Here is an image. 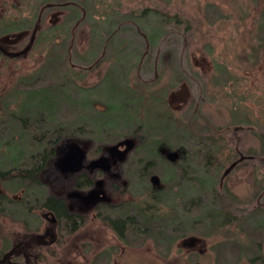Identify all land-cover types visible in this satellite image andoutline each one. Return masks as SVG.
<instances>
[{"label": "rangeland", "instance_id": "rangeland-1", "mask_svg": "<svg viewBox=\"0 0 264 264\" xmlns=\"http://www.w3.org/2000/svg\"><path fill=\"white\" fill-rule=\"evenodd\" d=\"M173 15L187 24L185 38L176 46L169 34L164 50L176 52L159 59L153 50L157 42L148 38L157 36L161 17ZM128 16L142 17L138 33L122 25ZM72 23L77 24L68 41L71 82L28 94L30 85L40 88L35 81L56 60ZM3 31L13 37L26 34L6 52L22 50L31 38L34 45L25 56L0 53V171L40 160L32 156L43 147L23 132L21 118L31 107L57 105L53 118L74 127L81 124L79 111L94 124L98 115H112L118 140L136 138L130 163L122 166L129 183L123 188L119 182L121 193L112 194L123 209L105 211L100 219L89 214L74 233L59 228L44 264H264V0H0ZM65 92H70V105ZM102 103L113 105L110 114L97 113L104 112ZM130 130L143 137L125 134ZM163 136L184 147L188 158L180 176L164 157H152L160 186L170 184L156 203L147 195L150 178L140 176L136 159L148 156L151 138ZM93 137H100L97 129ZM96 144L87 146L89 157H108L106 145ZM207 146L217 153L218 169L206 163ZM56 156L37 183H30L33 171L19 180H0V250L5 238L12 243L25 239L27 231H41V208L49 196L68 202V173L57 168ZM217 192L228 195L226 212L235 220L222 227L213 216L202 218L205 209L190 211L192 202L209 204ZM16 205L30 212L17 211L23 216L18 218L10 213ZM127 214L153 218L141 237H121L113 226L111 218Z\"/></svg>", "mask_w": 264, "mask_h": 264}, {"label": "trees", "instance_id": "trees-1", "mask_svg": "<svg viewBox=\"0 0 264 264\" xmlns=\"http://www.w3.org/2000/svg\"><path fill=\"white\" fill-rule=\"evenodd\" d=\"M47 7V6H45ZM210 10H215V8L210 7ZM159 15V13L157 14V16ZM79 14L76 15V18H78ZM130 19H123L122 25H124L125 23H127L130 27H132L137 33L140 30V22L139 20L142 18L140 16H128ZM161 17V16H160ZM75 18V20H76ZM40 20V17L38 18ZM78 21V20H77ZM117 22V21H116ZM115 23V22H114ZM159 23V28L160 30L157 31V36L153 35L152 33L150 34V38H148V40L150 42H157L154 46L155 48L153 49L155 51L154 57H157L160 59L162 57H167L170 58V56H172L173 50H164L166 48V45L168 44V36L169 34L173 35V39L176 42V46H178L177 44L182 43L183 35H184V30L187 28V24L185 22H183V20L181 18H179V16L173 15V16H169V17H161L160 20H158ZM77 23H72V25H70V27H68L67 29V36L65 39V42H63L60 45V52H58L56 60L52 61L48 64L47 69L37 78V80L35 81L36 84L40 85V88H36L34 85H30V89L27 91L28 94L34 95L40 92V90L43 89H49V88H56L57 86H62L65 83H68L67 81L69 80V83L71 82V78L70 75H68L69 71H68V67L71 63V54L68 48V41L70 40L71 36H72V31L74 30V28L76 27ZM117 24V23H116ZM37 25V24H36ZM121 24L118 26L120 28ZM11 31V30H9ZM7 32V31H6ZM5 31L0 33V42L5 44L7 48L12 47L15 48V46H17L20 42V38L25 37V32H19V34L17 35V37H13L11 34H7ZM121 30H118V36L120 35ZM122 36V35H121ZM158 38V39H156ZM32 39V38H31ZM31 39L29 41V43L26 45H30V49L33 48L34 42L31 43ZM103 39V37H102ZM112 39V38H111ZM109 39V41L111 43L112 40ZM143 39H145L143 37ZM152 40V41H151ZM144 40H142L143 42ZM145 41L147 42V40L145 39ZM144 41V42H145ZM103 43V42H102ZM25 46V47H26ZM175 46V45H174ZM5 47V48H6ZM24 47V48H25ZM163 47V49L161 50V48ZM23 48V49H24ZM114 50L116 49L115 47H113ZM22 49V50H23ZM20 51V50H18ZM167 51V52H166ZM10 53L12 52H16V51H8ZM8 52L2 50L0 48V53L4 54L8 57H12V58H16L19 56H25L28 52H26L25 54H20V55H12L9 54ZM166 53V55H165ZM177 53L179 54V58L182 57V54L180 52V49L177 48ZM181 55V57H180ZM156 58V59H158ZM155 64H156V60H155ZM181 67V65H180ZM181 70L183 71V68H181ZM185 72V70H184ZM183 74V73H182ZM188 75V74H186ZM65 78H64V77ZM67 77V78H66ZM187 77V76H186ZM65 79L64 82H62ZM75 86V85H74ZM59 89H61V87H59ZM75 90L76 93H79L80 89H78L77 86H75ZM47 91V90H46ZM65 91V90H64ZM63 91V92H64ZM66 93V92H65ZM66 95H64L63 98H65V101L68 105H70V92L66 93ZM85 102L84 104L87 105L88 101H86L85 99H83ZM58 104V101H57ZM72 104V103H71ZM92 105L94 104H100V102H96L93 101L91 102ZM105 110L104 112H97L98 114H110L113 110V105L108 104V103H102ZM76 105V104H75ZM91 105V106H92ZM31 107V106H30ZM49 107L47 108H43V109H33L31 107L30 113L26 118H21L22 119V125H23V132H28L29 134L33 135V138L35 141H37L38 144H35V146L37 145H41L43 148L42 150H40L39 152L36 153V155L32 156L33 158L36 157V159H40L39 162H35V163H31V161L29 162V160H27L25 163L26 164H20L19 166H14L11 167V169L7 170V171H0V180L3 181H12V180H19L22 179L21 177H26V175L24 174V172L26 171H33L35 172V177L31 178L30 183H37L39 181V175L41 173H44L46 170H48L50 167L53 168V164L51 162L52 158L56 156L57 154V148L58 146H60L61 144H64L65 142H67L68 140H76V141H81V142H86L87 146L90 147L91 143H97V147H102L104 145H111L113 144L112 142L118 141V139L121 137L117 134H113L114 130L117 128L113 123V119H112V115H98L97 118L95 119V124H94V120L92 119H87L84 118L85 115H83V112L79 111V115L78 118H76L77 122H80L81 124L79 126H72L70 125V121L68 122H64V121H56L53 116L56 113V109H57V105L56 107ZM110 111V112H107ZM47 111V113H46ZM99 119V120H98ZM98 131L100 137L94 138L93 137V131L96 130ZM125 134H129V136H140L141 138L143 137L142 135H140L138 133V130H130L125 132ZM21 135V134H20ZM148 135H151L148 132ZM112 136V137H111ZM152 136V135H151ZM195 139L199 142L202 143L203 142V137H195ZM152 144L151 146V151L148 153V156L145 157H138L136 159V162H138V167L137 168H141L140 169V176L141 177H145L148 179V177L150 178V176H152V174H155V171H153L152 165L154 164L155 160L152 157H164V159H166L167 161H169L170 163H172L173 165L176 166L177 168V172L180 176H184V172L182 171V167H183V162L184 160H186L188 158L187 153H185L183 155V157L181 159H178L177 161H171L169 160L165 154L161 151L162 147H166L168 148V150H180V149H185L184 147H177L174 143H172V141L170 139L167 138V136H163L157 139H152L150 141ZM111 143V144H108ZM105 146V147H106ZM88 147V148H89ZM90 149V148H89ZM198 151V150H197ZM186 152V150H185ZM204 153V158L206 160L207 165H211V166H215V169L217 167V169L219 168V165L217 164V153L215 151V149L211 146H207V148L203 151ZM256 158V157H255ZM254 158V159H255ZM37 159V160H38ZM252 159V158H251ZM34 160V161H37ZM217 161V162H216ZM130 162V161H129ZM131 169L134 170L135 168H133L131 166ZM211 171V168L208 170V172ZM16 172V174H14ZM58 175V173H57ZM156 175V174H155ZM128 177V175H126ZM208 180V179H207ZM149 182L151 185H146V190H147V195L152 198L154 200V202L159 203L161 201L160 199V194L169 188L168 183H163V187L162 188H154V184L152 183L151 179H149ZM25 186V185H24ZM151 186V187H150ZM26 189L30 190V186H25ZM262 199L264 197V193L261 195ZM4 197V196H3ZM51 198V199H50ZM54 200V202H47V200ZM44 203H43V207L48 208L49 210H51L52 212H54L58 217H66L67 216V212L65 209V201L60 198V197H55V196H49ZM261 199V200H262ZM212 202L207 204L204 201L201 200H195L194 202L191 203V209L190 211H194V210H202L205 209V212L201 213L202 218L206 217V216H213V218H211V220L214 222V219L218 220L220 222V226H225L226 224H229L232 221H235L234 218L231 221V219L229 218V214L227 211V209L229 208L226 205V201H228V195L224 194V192H217L215 193L212 197H211ZM262 204V203H261ZM264 206V204H263ZM193 207V208H192ZM120 208H123V205H119L117 207L114 208L113 211L119 210ZM17 209V210H16ZM29 213L30 211L26 209V207H21L19 205H16V207H14V209H10V213H14L16 214L17 211L21 210L23 211L24 214V210ZM18 216V218H23L22 214H16ZM148 216V214H147ZM208 216V217H209ZM151 220H153V218L149 217ZM149 218H139L136 217L132 214H127V215H120L117 217H114L113 219L111 218L112 224L115 227L116 230L119 231L121 237L126 236V235H134L137 237H141V235H143V233H145L147 231V229H149L148 225L151 222V220ZM201 218V217H200ZM197 218V219H200ZM71 225H65L64 229L66 231H68L69 233H74L77 231V229L81 226L80 225H75L70 228ZM162 228H167L166 225H161ZM197 229L195 230L196 232H198V230L201 228L200 225L197 224ZM194 231V230H192ZM11 244L10 239L5 238L4 239V243H3V249H1L2 251L6 250L7 248H9ZM52 255H55L56 253H54L53 251H51Z\"/></svg>", "mask_w": 264, "mask_h": 264}, {"label": "flooded vegetation", "instance_id": "flooded-vegetation-1", "mask_svg": "<svg viewBox=\"0 0 264 264\" xmlns=\"http://www.w3.org/2000/svg\"><path fill=\"white\" fill-rule=\"evenodd\" d=\"M5 47L6 45L3 46L0 42V48L6 51ZM121 140L123 139L115 143ZM77 142L83 148L85 147L86 142ZM122 148H125V145L115 152H109L108 160L110 166L107 170L91 164V161L100 157L102 153L90 158L88 155L89 148H87L82 168L78 171L70 170L68 172L67 176L70 184V191L67 193L68 202L62 196L51 195L60 197L65 201L67 212V216L64 217L65 223L61 225L60 221L63 217H58L48 208L42 207L41 218L44 220V225L41 227V231H36L37 228L34 231H27L25 239H18L10 244V248L4 251L0 250V261H3L2 264H44L46 260L44 252H47L57 244L59 240V228L62 229L65 225H71L70 228H72L74 224H81L82 226L87 221L89 214L93 213V218L100 219L103 218V212L113 211L115 207L119 206L120 203L112 201V194L115 192L121 193L122 188L119 182L123 183V188L127 187L129 180L126 178L122 166L130 163L129 156L134 150L124 155V153H120ZM179 151H181L179 157L181 159L186 152L185 149H180ZM123 156L126 158L122 159ZM154 175L152 174L150 179ZM100 180L103 182L98 186ZM162 187V184L161 186L154 184V188L156 189ZM11 250H14L13 253L5 257Z\"/></svg>", "mask_w": 264, "mask_h": 264}, {"label": "water", "instance_id": "water-1", "mask_svg": "<svg viewBox=\"0 0 264 264\" xmlns=\"http://www.w3.org/2000/svg\"><path fill=\"white\" fill-rule=\"evenodd\" d=\"M32 42H33V38L31 39V43ZM30 45L26 46L23 50L12 52V53L8 52V53L12 55H16V56L20 54H24L30 49ZM135 140H136L135 137H130V138L127 137L115 144L107 145L105 149L112 153V152L117 151L118 149H120L121 147L125 145V148H122L120 153L122 154L124 153V155H126L127 153L132 151L134 147L136 146ZM65 145L67 146L69 145V149L67 151H63L64 148L62 145L58 146L56 160L54 161L55 165L61 172H64V173L65 172L68 173L70 172V170H75V171L80 170L82 168V163L87 153L86 151V149L88 148L87 143L85 144L84 148L80 144H78L76 140H68L67 142H65ZM165 149L164 150L161 149V151L166 154V157L169 160L177 161L179 159L181 151H177V150L172 151V150H168V148H165ZM61 151L63 153H61ZM124 158L126 157L123 156L122 159ZM91 164L96 165L97 167L104 169V170H107L110 166L108 157L105 155H101L100 157L93 159L91 161ZM234 165L235 163L232 164V166H230L229 169H231ZM151 181L155 185L157 184L160 185V178L158 175H154L151 178ZM101 182L103 181L100 180L98 182V186L101 184ZM13 251L14 250H11L5 257H7L8 255H11ZM2 263L3 261L1 260L0 264Z\"/></svg>", "mask_w": 264, "mask_h": 264}]
</instances>
